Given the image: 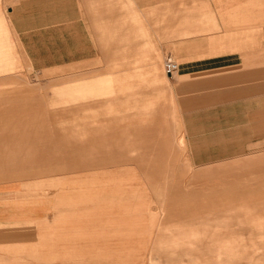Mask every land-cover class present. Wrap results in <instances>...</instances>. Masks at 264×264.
<instances>
[{
	"label": "rangeland",
	"instance_id": "1",
	"mask_svg": "<svg viewBox=\"0 0 264 264\" xmlns=\"http://www.w3.org/2000/svg\"><path fill=\"white\" fill-rule=\"evenodd\" d=\"M38 1L42 24L72 20L42 33L61 46H15L9 8L29 29ZM52 5L0 0V122L24 124L26 161L21 177L1 173L23 184L25 211L0 223V264H264V146H184L162 35L80 17L110 0H74L68 18ZM77 81L64 99L53 91Z\"/></svg>",
	"mask_w": 264,
	"mask_h": 264
},
{
	"label": "crops",
	"instance_id": "2",
	"mask_svg": "<svg viewBox=\"0 0 264 264\" xmlns=\"http://www.w3.org/2000/svg\"><path fill=\"white\" fill-rule=\"evenodd\" d=\"M93 1L104 3L107 0H86ZM110 1L113 3L111 11L98 8L96 15L85 12L80 17L112 19L114 34H121L123 28L128 29L130 36L162 35L161 41L155 37L156 50L164 60L171 56L172 50L177 54L178 130L184 146L226 147L230 140L241 152L249 147H257L259 151L264 146V134L253 135L256 131L264 132V0ZM52 2L54 10L49 12L50 16L55 19L64 17L65 13L68 18L67 12L72 9L74 0ZM56 2L71 6H65L61 12ZM37 10L28 29V17L19 8H9L10 25L19 39L15 46H61L62 42L42 39V33L56 30L55 33L61 35V24L73 25L72 20L55 19L52 24H42L40 1ZM81 25L88 28L89 22ZM63 46L73 44L64 42ZM81 46H95V43L88 39ZM129 50L137 52L140 46H129ZM166 76L172 79L174 75ZM79 85L77 81L54 87L53 91L62 95L58 98L64 99ZM23 132V123L0 122V178L1 173L9 171L16 175L3 177L16 178L20 176L19 171L24 170ZM40 169V165L37 170L32 169L36 171L32 175L40 174ZM21 185L13 181L0 182V223L9 221L10 216L18 221L23 217L24 193L18 189ZM34 203L41 204L39 200Z\"/></svg>",
	"mask_w": 264,
	"mask_h": 264
},
{
	"label": "built area",
	"instance_id": "3",
	"mask_svg": "<svg viewBox=\"0 0 264 264\" xmlns=\"http://www.w3.org/2000/svg\"><path fill=\"white\" fill-rule=\"evenodd\" d=\"M164 72L166 75H173L178 69V63L172 56H167L163 63Z\"/></svg>",
	"mask_w": 264,
	"mask_h": 264
}]
</instances>
